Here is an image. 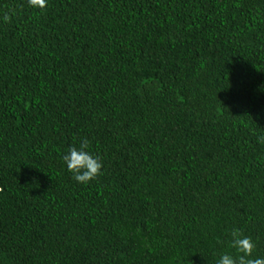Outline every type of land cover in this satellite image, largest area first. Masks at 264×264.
Listing matches in <instances>:
<instances>
[{"label":"trees","instance_id":"1","mask_svg":"<svg viewBox=\"0 0 264 264\" xmlns=\"http://www.w3.org/2000/svg\"><path fill=\"white\" fill-rule=\"evenodd\" d=\"M0 264L264 258V0H0ZM88 141L101 174L62 157Z\"/></svg>","mask_w":264,"mask_h":264},{"label":"clouds","instance_id":"2","mask_svg":"<svg viewBox=\"0 0 264 264\" xmlns=\"http://www.w3.org/2000/svg\"><path fill=\"white\" fill-rule=\"evenodd\" d=\"M27 5L30 8L42 11L47 6V0H27ZM0 19L6 23L9 16L5 13ZM260 89L264 91V85L260 86ZM257 143L264 145V135L257 136ZM87 149L88 141L82 139L78 146L69 147L62 157L66 170L72 173V177L77 184L86 185L101 174L102 162ZM230 236L229 247L235 249L237 255L222 253L216 264H264V258L262 257L250 258L255 249V244L249 237L243 236L237 229H233Z\"/></svg>","mask_w":264,"mask_h":264}]
</instances>
